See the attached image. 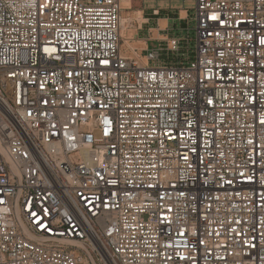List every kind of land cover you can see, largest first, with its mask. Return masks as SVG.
<instances>
[{
    "label": "built area",
    "instance_id": "1",
    "mask_svg": "<svg viewBox=\"0 0 264 264\" xmlns=\"http://www.w3.org/2000/svg\"><path fill=\"white\" fill-rule=\"evenodd\" d=\"M194 2L0 0V264H264V0Z\"/></svg>",
    "mask_w": 264,
    "mask_h": 264
},
{
    "label": "rangeland",
    "instance_id": "2",
    "mask_svg": "<svg viewBox=\"0 0 264 264\" xmlns=\"http://www.w3.org/2000/svg\"><path fill=\"white\" fill-rule=\"evenodd\" d=\"M132 1V9L129 11H123L122 17H125L127 14L130 18V23L127 24V29L123 31V50L126 52V54L130 57H137L135 53H137L139 56V60L143 61V56L140 55V52L143 48H145L143 43V38L148 37V32L146 31L147 24H143L144 21L147 18H151L154 11H157L159 8H162V11H165V17L169 18L170 25L169 27H166L168 29H179L183 25V21L181 20V17H184V14H181L182 10H188L190 12V16L192 17L194 15L193 9L195 6L194 0H131ZM152 8H155L157 10H152ZM145 11V13H142L141 15L138 14V12ZM160 11V13L162 12ZM159 13V14H160ZM154 15V14H153ZM143 18V19H142ZM155 18V17H152ZM151 23V21H150ZM143 24V25H142ZM142 25V30H138L139 26ZM191 28L194 27L193 19L190 20ZM152 28H158L157 25H154L151 23L150 25ZM161 28V27H160ZM179 31H174L169 33V35H176ZM184 34V32H183ZM127 40V42H126ZM160 46L159 41H149L148 47L149 50L154 51L158 49ZM162 64H164L162 62ZM150 65L152 67L157 66V62H151Z\"/></svg>",
    "mask_w": 264,
    "mask_h": 264
},
{
    "label": "crops",
    "instance_id": "3",
    "mask_svg": "<svg viewBox=\"0 0 264 264\" xmlns=\"http://www.w3.org/2000/svg\"><path fill=\"white\" fill-rule=\"evenodd\" d=\"M152 10H157L155 8H152ZM163 9L162 8H159L157 11L160 13V11H162ZM185 12V10H182L181 11V14H183ZM142 13H145V11H143ZM160 15V14H159ZM158 15V16H159ZM152 17H155V18H152ZM151 18H147L151 21L152 24L154 25H157L158 28H152L150 25L151 23L149 22L146 26H148L146 28V31L148 32V37L146 38H143V43H145V40L148 39L149 37H151L152 39H155V40H161L163 38L166 37V33L164 32L167 28L166 27H169L170 25V19L169 18H166L165 16L161 17V18H158L157 16H154L152 15ZM146 19V20H147ZM146 20L144 21L143 24H146ZM142 24V25H143ZM142 25L139 26L138 30H142ZM161 27V28H160ZM146 44V43H145ZM145 47H148V43L146 44ZM149 48V47H148Z\"/></svg>",
    "mask_w": 264,
    "mask_h": 264
},
{
    "label": "bare ground",
    "instance_id": "4",
    "mask_svg": "<svg viewBox=\"0 0 264 264\" xmlns=\"http://www.w3.org/2000/svg\"><path fill=\"white\" fill-rule=\"evenodd\" d=\"M122 7H123L124 11L131 10L132 9V1L131 0H122ZM138 14L141 15L142 14L141 11H139ZM183 14H184V16L186 15L185 12ZM130 21L131 20H130L128 14L125 17H122V35H123V31H125L127 29V24L130 23ZM126 42H127V40H126Z\"/></svg>",
    "mask_w": 264,
    "mask_h": 264
},
{
    "label": "trees",
    "instance_id": "5",
    "mask_svg": "<svg viewBox=\"0 0 264 264\" xmlns=\"http://www.w3.org/2000/svg\"><path fill=\"white\" fill-rule=\"evenodd\" d=\"M165 14H166L165 11H162V12L160 13V15L157 16V17H158V18H161V17H163ZM151 15H153V14H151Z\"/></svg>",
    "mask_w": 264,
    "mask_h": 264
}]
</instances>
